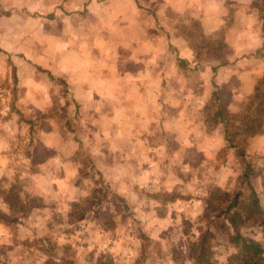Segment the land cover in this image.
Here are the masks:
<instances>
[{
    "label": "rangeland",
    "instance_id": "rangeland-1",
    "mask_svg": "<svg viewBox=\"0 0 264 264\" xmlns=\"http://www.w3.org/2000/svg\"><path fill=\"white\" fill-rule=\"evenodd\" d=\"M93 1L0 0V187L26 201L20 222H0V264H194L190 241L201 231L198 218L212 188L241 187L248 163L264 206L262 140L249 143L264 128L250 135L237 127L243 158L238 148L223 149L221 133L201 132L202 115L190 122L175 115L128 120L112 111L117 103L89 104V73L102 85V71H116L123 26L114 21L123 15L116 0ZM173 1L137 0L144 32L187 27ZM194 37L191 44L205 36ZM217 41L223 32L195 57L224 61L227 46L211 53ZM224 97L218 95L225 114L240 110ZM94 189L98 204L73 207ZM0 214H8L1 197ZM242 232L264 244L261 228ZM226 244L218 232V263L230 252Z\"/></svg>",
    "mask_w": 264,
    "mask_h": 264
},
{
    "label": "crops",
    "instance_id": "crops-1",
    "mask_svg": "<svg viewBox=\"0 0 264 264\" xmlns=\"http://www.w3.org/2000/svg\"><path fill=\"white\" fill-rule=\"evenodd\" d=\"M254 1L258 0H174L171 6L187 27L180 25L177 32L166 26L164 33L143 31L137 0L112 1L123 14L114 20L119 27L123 25L117 34L120 63L116 71H102L98 77L102 85L92 81L96 75L89 73V104H96L98 98L103 104L117 103L112 111L128 120L139 119L138 115H173L174 121L175 115L176 120L190 122L192 115H202L203 106L217 90L221 101L227 95L235 110L243 108L257 81L264 78V19L253 7ZM195 25L198 34L193 33ZM217 32H223L229 49L226 59H197L191 48L193 35ZM178 58L185 59V68L179 67ZM156 104H164L169 112L164 114ZM197 121L201 132L221 133L223 139L220 126L207 132L203 120ZM256 138L262 140L257 149L264 154V132L249 143ZM250 144L247 152L252 150Z\"/></svg>",
    "mask_w": 264,
    "mask_h": 264
},
{
    "label": "trees",
    "instance_id": "trees-1",
    "mask_svg": "<svg viewBox=\"0 0 264 264\" xmlns=\"http://www.w3.org/2000/svg\"><path fill=\"white\" fill-rule=\"evenodd\" d=\"M259 15L264 19V0L253 2ZM212 35H207L201 40L191 44L195 56L204 53L212 43ZM227 46L222 41H217L213 48V54L219 48ZM209 53V50L206 54ZM179 67L185 68V59L178 58ZM52 76V75H50ZM203 123L207 132L214 130L217 126L222 129L223 139L227 147L238 148L239 154L244 158V150L238 147L235 136L238 134V126H242L246 134L257 133L258 128H264V79L258 80L253 91L245 99V105L238 112L227 115L222 110L221 102L217 93H213L202 109ZM22 119V117H21ZM29 125L32 119L25 120ZM238 127V128H237ZM252 167L246 164L240 176L241 187L234 191H227L222 187H214L206 199L204 212L199 216L198 222L202 225L198 236L190 241L188 257L194 264H264V244L253 237L242 232L243 227L252 225L261 228L264 238V206L259 194L249 180ZM98 173V172H97ZM238 189V190H237ZM104 192L102 196H107ZM98 196L96 189L83 200V204L73 203V207L80 209L92 207L98 204L95 200ZM117 197V194H111ZM0 197L8 205V214H0V222L18 223L26 209V201L22 200L20 193L13 189L0 187ZM97 209V208H96ZM101 208L97 209L100 211ZM222 232L227 246L230 249L225 262L218 263L213 259V242L217 233ZM41 240L45 239L40 238Z\"/></svg>",
    "mask_w": 264,
    "mask_h": 264
}]
</instances>
